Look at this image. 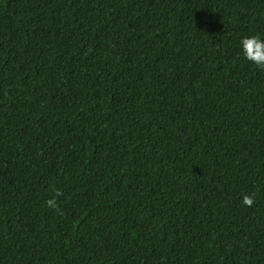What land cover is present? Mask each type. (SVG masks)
Here are the masks:
<instances>
[{
    "label": "trees",
    "instance_id": "obj_1",
    "mask_svg": "<svg viewBox=\"0 0 264 264\" xmlns=\"http://www.w3.org/2000/svg\"><path fill=\"white\" fill-rule=\"evenodd\" d=\"M253 35L264 0H0V264H264Z\"/></svg>",
    "mask_w": 264,
    "mask_h": 264
},
{
    "label": "clouds",
    "instance_id": "obj_2",
    "mask_svg": "<svg viewBox=\"0 0 264 264\" xmlns=\"http://www.w3.org/2000/svg\"><path fill=\"white\" fill-rule=\"evenodd\" d=\"M241 55L251 62L257 68L264 69V39L258 35L246 36L240 40ZM59 195V192L56 193ZM253 199L250 195H246L242 199V204L251 206ZM49 206L54 205V200H48Z\"/></svg>",
    "mask_w": 264,
    "mask_h": 264
}]
</instances>
